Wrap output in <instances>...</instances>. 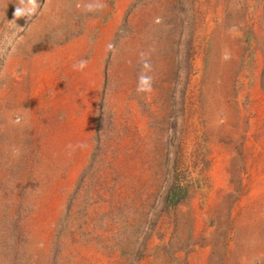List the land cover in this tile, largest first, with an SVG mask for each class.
<instances>
[{"label": "rangeland", "instance_id": "374dc122", "mask_svg": "<svg viewBox=\"0 0 264 264\" xmlns=\"http://www.w3.org/2000/svg\"><path fill=\"white\" fill-rule=\"evenodd\" d=\"M81 60L97 117L68 149L24 70ZM0 264H264V0H0Z\"/></svg>", "mask_w": 264, "mask_h": 264}, {"label": "crops", "instance_id": "0c3cea01", "mask_svg": "<svg viewBox=\"0 0 264 264\" xmlns=\"http://www.w3.org/2000/svg\"><path fill=\"white\" fill-rule=\"evenodd\" d=\"M96 68L99 69V65ZM73 71L72 84H70L72 87L69 89V85L61 84L62 81L57 78L65 76V79H70L69 73L66 74L64 70L61 72L57 70L56 64H42L41 67L24 70L27 80L31 76V72L33 73V87L36 79H40L41 84L45 87L44 91H51L50 94L55 92L58 95L57 100L56 98L52 99L53 95H48L50 97H46L40 103V113L35 110V117L37 118L35 124L39 126L40 132L45 134L44 140L53 143V139H55L57 142H63L60 147L68 149H84V145L81 143L84 144V138H89L91 124L97 117V107L95 105L93 110L91 97L88 93L91 76L89 64L82 71L78 68H74ZM98 80L99 75H96L97 84ZM94 102L97 103V99H94ZM141 123L149 133L147 121L141 110L135 111L132 115L125 114L124 124L126 127L130 130L131 127L135 126L134 132L130 131V133L135 134V131L139 129L136 137H139V133L144 131L143 128H140Z\"/></svg>", "mask_w": 264, "mask_h": 264}, {"label": "clouds", "instance_id": "9594fccd", "mask_svg": "<svg viewBox=\"0 0 264 264\" xmlns=\"http://www.w3.org/2000/svg\"><path fill=\"white\" fill-rule=\"evenodd\" d=\"M20 3L22 5H25L27 8L33 11L36 7V0H20ZM86 7L89 11L93 10L94 8L92 4H89ZM97 7H103V5H98ZM24 14H25L24 8H17L16 10L17 16L24 15ZM86 66H87V61L81 60L78 62V64L74 65L73 67L78 68L79 70L82 71ZM143 69L145 70V72H142L141 75L139 76L136 90L138 93H150L153 90L152 89V77L150 75H146L145 73L151 70V65L147 61H145L143 63Z\"/></svg>", "mask_w": 264, "mask_h": 264}, {"label": "trees", "instance_id": "16d2710c", "mask_svg": "<svg viewBox=\"0 0 264 264\" xmlns=\"http://www.w3.org/2000/svg\"><path fill=\"white\" fill-rule=\"evenodd\" d=\"M178 193H179V192H178ZM178 193H177V194H178ZM177 194H176L175 197L171 196V200H173V202L176 201V199L179 197V195L177 196ZM169 203H171V202H169Z\"/></svg>", "mask_w": 264, "mask_h": 264}, {"label": "bare ground", "instance_id": "6f19581e", "mask_svg": "<svg viewBox=\"0 0 264 264\" xmlns=\"http://www.w3.org/2000/svg\"><path fill=\"white\" fill-rule=\"evenodd\" d=\"M254 215H255V214H254V213H252V217H254ZM252 249H253V248H252ZM251 252H252V251H251ZM259 252H260V251H259ZM253 253H254V252H253ZM260 255H261V254H260ZM253 256H254V255H253ZM258 256H259V255H258ZM259 257H260V256H259Z\"/></svg>", "mask_w": 264, "mask_h": 264}]
</instances>
